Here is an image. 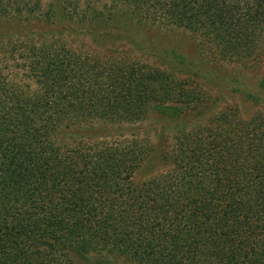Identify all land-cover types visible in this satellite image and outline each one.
Masks as SVG:
<instances>
[{"label":"trees","instance_id":"obj_1","mask_svg":"<svg viewBox=\"0 0 264 264\" xmlns=\"http://www.w3.org/2000/svg\"><path fill=\"white\" fill-rule=\"evenodd\" d=\"M40 9L0 0L16 25L55 27L61 14L101 38L183 29L244 66L264 39V0H51L44 18L23 16ZM29 67L38 91L0 98V264H264V136L219 140L214 108L190 105L171 68L65 47L33 49ZM179 86L181 105H163ZM152 102L168 118L154 146L136 125Z\"/></svg>","mask_w":264,"mask_h":264},{"label":"rangeland","instance_id":"obj_2","mask_svg":"<svg viewBox=\"0 0 264 264\" xmlns=\"http://www.w3.org/2000/svg\"><path fill=\"white\" fill-rule=\"evenodd\" d=\"M33 1V0H31ZM41 7L34 13L23 14L30 21L35 18H44L42 12L46 11V5L51 0H40ZM107 0H101L106 2ZM41 12V13H40ZM43 14V15H42ZM50 14L49 16H51ZM57 25L33 24L31 26L16 25L0 18V98L9 100V93L22 92L34 93L39 86L35 83L29 64L31 52L46 47H65L74 54L79 55H104L128 63L138 64L147 68L166 70L173 69V77L182 83L181 88L195 100H205L208 106L214 108L213 115L217 120L219 129L218 139L227 134L233 139L246 136L259 139L264 136V39L260 42V49L256 53L254 61L247 66L234 61L229 57H222L214 47L204 39L196 38L193 34L183 29H160L154 26L124 25L130 36L114 35L101 38L93 33H86L80 28L74 30L71 24L57 15ZM92 28L98 30V26ZM82 31V32H79ZM133 38V39H132ZM143 42L144 50L133 49L132 42ZM192 63L198 66L199 71L193 74L184 72L186 64ZM179 87L175 88L172 98L164 102L165 106H180L178 99ZM9 92V93H8ZM262 98L256 101L255 98ZM253 98L255 102L253 101ZM188 98L184 97V100ZM10 101V100H9ZM201 102V101H200ZM157 103L149 104V111L139 124L138 136L145 132L148 135L147 144L154 146L159 138L152 131L166 125L168 118L153 112ZM224 114L233 115V120L224 121ZM255 118L253 133L250 134V120ZM211 117L195 121L193 126H200ZM190 120V117H188ZM240 121L236 123V121ZM122 125V124H121ZM124 134L132 132L133 127L122 125ZM230 127L231 129H227ZM254 128V127H252ZM151 130V132H150ZM221 133V134H220ZM223 133V134H222ZM233 143V144H234ZM157 160L150 165L153 170L158 167ZM147 168L145 171L149 172ZM111 259V258H110ZM111 261V260H110ZM106 264H132L122 257L114 258Z\"/></svg>","mask_w":264,"mask_h":264}]
</instances>
